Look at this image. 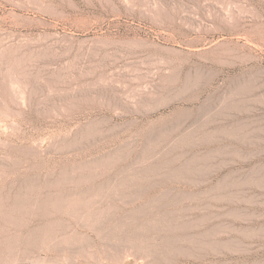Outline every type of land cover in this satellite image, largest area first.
Instances as JSON below:
<instances>
[{
  "label": "rangeland",
  "instance_id": "1",
  "mask_svg": "<svg viewBox=\"0 0 264 264\" xmlns=\"http://www.w3.org/2000/svg\"><path fill=\"white\" fill-rule=\"evenodd\" d=\"M33 5L92 29L49 47ZM221 28L264 56V0H0V264H264V93Z\"/></svg>",
  "mask_w": 264,
  "mask_h": 264
},
{
  "label": "bare ground",
  "instance_id": "2",
  "mask_svg": "<svg viewBox=\"0 0 264 264\" xmlns=\"http://www.w3.org/2000/svg\"><path fill=\"white\" fill-rule=\"evenodd\" d=\"M62 15L33 5L20 9V15L17 17L21 21V28L33 32L35 39L39 42H50L49 47L55 46L57 40L71 45L78 34H88L91 31L93 24L80 28ZM222 28L213 29L215 36L206 41V53L210 55L215 66L228 70H240L242 82L249 90L264 93V56L258 46L247 33L225 30V28L222 30ZM232 28L235 29V27ZM69 49L62 50L63 54L67 55Z\"/></svg>",
  "mask_w": 264,
  "mask_h": 264
}]
</instances>
